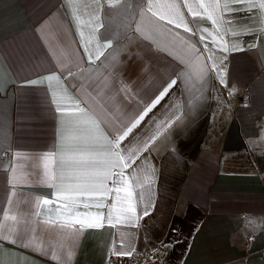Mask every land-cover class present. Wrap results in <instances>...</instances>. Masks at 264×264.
I'll list each match as a JSON object with an SVG mask.
<instances>
[{"label": "crops", "instance_id": "1", "mask_svg": "<svg viewBox=\"0 0 264 264\" xmlns=\"http://www.w3.org/2000/svg\"><path fill=\"white\" fill-rule=\"evenodd\" d=\"M155 248L264 264V0H0V264Z\"/></svg>", "mask_w": 264, "mask_h": 264}, {"label": "built area", "instance_id": "2", "mask_svg": "<svg viewBox=\"0 0 264 264\" xmlns=\"http://www.w3.org/2000/svg\"><path fill=\"white\" fill-rule=\"evenodd\" d=\"M113 250H109L106 256V264H162L166 250L155 248L143 251L130 252L131 255H117Z\"/></svg>", "mask_w": 264, "mask_h": 264}, {"label": "snow or ice", "instance_id": "3", "mask_svg": "<svg viewBox=\"0 0 264 264\" xmlns=\"http://www.w3.org/2000/svg\"><path fill=\"white\" fill-rule=\"evenodd\" d=\"M157 11H159V9L157 8ZM221 82H224V79H223V77H221ZM32 83H40V81H32ZM115 254H117V255H131V253L130 252H117V253H115Z\"/></svg>", "mask_w": 264, "mask_h": 264}]
</instances>
